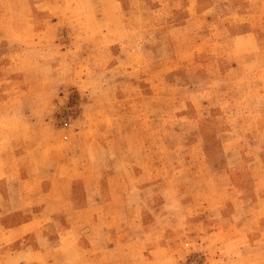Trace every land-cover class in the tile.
<instances>
[{
    "label": "rangeland",
    "instance_id": "rangeland-1",
    "mask_svg": "<svg viewBox=\"0 0 264 264\" xmlns=\"http://www.w3.org/2000/svg\"><path fill=\"white\" fill-rule=\"evenodd\" d=\"M0 264H264V0H0Z\"/></svg>",
    "mask_w": 264,
    "mask_h": 264
}]
</instances>
